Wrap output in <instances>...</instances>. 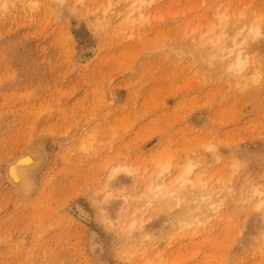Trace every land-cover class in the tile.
I'll use <instances>...</instances> for the list:
<instances>
[{"label": "rangeland", "instance_id": "rangeland-1", "mask_svg": "<svg viewBox=\"0 0 264 264\" xmlns=\"http://www.w3.org/2000/svg\"><path fill=\"white\" fill-rule=\"evenodd\" d=\"M31 143L25 197L6 167ZM97 254L264 264V0H0V264Z\"/></svg>", "mask_w": 264, "mask_h": 264}, {"label": "bare ground", "instance_id": "bare-ground-1", "mask_svg": "<svg viewBox=\"0 0 264 264\" xmlns=\"http://www.w3.org/2000/svg\"><path fill=\"white\" fill-rule=\"evenodd\" d=\"M254 30H256V33H258L259 27L256 26ZM240 49L241 48H239V50L235 49V51H236L235 57H234L235 59L231 63L232 66H234V68H236L239 71H241L245 67V62L247 60V54H245L244 51H242ZM93 51L94 50L85 46V48L82 49L81 57L83 59L87 58L89 55H91L93 53ZM200 117H201V115L198 116V118H200ZM45 158H46V152L43 149V147L35 146L34 144L31 143L26 147V149L24 151L22 150V152L19 155H17L14 158V160H12L7 165L6 174H7L8 180L10 181L12 187H14L15 190L20 192L21 196L26 197V196L30 195L33 191H35L36 182H37V181H35V179H36L35 175L38 173L39 167L45 162ZM193 168H194V164H192L191 162L186 163L185 166L183 167V169L180 171V174L176 177L177 178L176 182L172 183L171 187H167L165 191L161 190L162 186L164 184L163 183L158 184L159 190L162 191V193H163L162 196L163 197L169 196L170 198H175V199H177V203L180 204L183 201V199H185L186 197L189 196V193L190 194L192 193V188L201 187V183H199L198 186L197 185L194 186L193 182L190 181L191 180L190 175L193 171ZM166 169H168V168H166ZM15 193H16V191H15ZM155 194H156V192H155ZM46 198L48 199L49 196ZM125 199H126V197H125ZM71 208L74 211L76 210L75 207H71ZM76 212H79V211L76 210ZM184 212L185 211L183 209H178L177 214H176V217H178L179 221H181L179 223L181 228L187 224L194 222V219H193L194 217H191V216H190L189 222H186V223L183 222V220H184L183 213ZM79 213H80L81 217H83V218L86 217L85 214H83L81 212H79ZM133 226H134V223H132V227ZM97 256H98L97 259L99 260L100 264H109V262L107 260H105L102 257H99L98 254H97ZM94 259L97 260L95 257H94Z\"/></svg>", "mask_w": 264, "mask_h": 264}]
</instances>
